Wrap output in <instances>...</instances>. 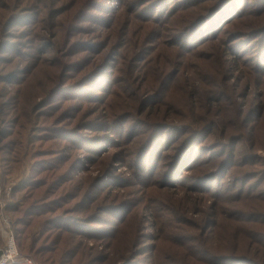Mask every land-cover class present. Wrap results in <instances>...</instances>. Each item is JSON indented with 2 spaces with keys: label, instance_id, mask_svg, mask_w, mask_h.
<instances>
[{
  "label": "rangeland",
  "instance_id": "1",
  "mask_svg": "<svg viewBox=\"0 0 264 264\" xmlns=\"http://www.w3.org/2000/svg\"><path fill=\"white\" fill-rule=\"evenodd\" d=\"M190 15L195 19L182 25ZM259 30H264V0H0V140L34 153L32 159L16 156L6 172L8 158L0 153V174L14 186L10 205L27 204L34 194L57 198L40 210L59 215L52 245L67 243L66 264H79L83 257L103 264L105 255L118 250L152 253L207 232V214L172 213L201 201L203 193L194 196L191 189L205 187L190 176L199 170L196 161L215 160L217 151L208 152L212 143L201 137L171 172V158L184 138L173 144L182 117L179 92L161 120L155 101L146 100L156 93L146 91L147 82L168 49L165 89L173 92V62L179 60L174 50L182 52L204 37L207 42L197 51L218 42L230 57L248 62L253 86L248 99L257 103L262 97L256 87L264 80ZM257 151L263 160L248 177L246 166L209 182L220 197L207 198L214 208L206 210L239 219L237 246L239 236L253 233L248 219L264 218V200H249L264 198V148ZM182 168L189 169L179 177ZM53 171L57 181L50 187L44 183ZM234 171L243 175L237 186ZM228 182L234 183L231 190ZM185 218L196 219V234ZM145 256L139 264L164 259L144 261Z\"/></svg>",
  "mask_w": 264,
  "mask_h": 264
},
{
  "label": "trees",
  "instance_id": "2",
  "mask_svg": "<svg viewBox=\"0 0 264 264\" xmlns=\"http://www.w3.org/2000/svg\"><path fill=\"white\" fill-rule=\"evenodd\" d=\"M194 19L195 15H190L182 25H187ZM261 31L264 30L258 32ZM206 42L204 37H196L192 45L182 52L174 50L179 60L173 62V66L177 68L174 73L173 92L165 89L170 66L167 57L170 51L163 49L164 56L157 66V73L149 77L147 82L146 91L156 93L146 100H154L158 108L157 118L166 120L170 98L175 99L176 92H179L182 117L181 122L175 126L173 144H178L184 138L177 148V153L171 158L169 165L172 166L171 172L187 152L198 146L197 141L201 137L207 136L212 143L206 147L208 152L217 151L215 160L196 161L199 170L190 176L192 181L199 182L205 187V191L191 189L194 196L203 193L201 201L196 202L195 207L187 204L172 213L173 216L178 213L197 216L207 214L211 217L208 230L195 235L191 241L176 243L175 247L166 246L152 253L118 250L114 254L105 255L101 260L103 264H130L131 260L139 264L141 256L144 255H146L144 261L164 256L160 264H264V218L261 214L248 219L253 233L251 237L239 236L237 246L233 235L234 230H240L239 219L234 214L222 218L219 212L213 214V211L209 213L206 210L207 207L214 208L213 205H208L207 198L220 197L218 193L213 192L210 180L222 176L227 171L246 166H249L248 177L251 167L259 160H263L257 149L264 148V80L262 79L256 87L261 92L262 99L257 103H250L248 98L253 86L248 79L251 73L248 62L238 56L230 57L229 52L218 42L207 45L203 51H197V48ZM139 101H143V96ZM143 142L144 140L134 141L132 148L137 149ZM0 153L8 158L6 164H3L5 172L13 169L11 163L16 156L22 158L29 156L30 159L34 157V153L27 154L24 148L14 147L12 140L5 139L0 140ZM238 158L254 161L250 164L239 163ZM56 169L54 167L52 170ZM188 169L182 168L179 177ZM46 170L50 172V167ZM54 171L46 175L47 183L44 184H49L50 187L57 181ZM233 173H235L233 180L237 186L243 181V175H239L238 171ZM173 184L177 186V182ZM233 184L228 182L226 190H231ZM26 187L29 189L33 186ZM19 189L29 196L22 183ZM44 196L45 193L34 194L31 202L29 196L27 204L16 202L15 205L8 207L14 217L19 247L22 248V255H31L42 261L38 263L66 264L64 261L67 259L65 256L67 243L62 247L52 245L58 236L53 235V228L60 222L59 215L52 216L51 209L40 210L43 206H50L57 198L48 197L41 200ZM249 200L262 201L264 198L261 195H253ZM195 220L184 219L186 228L193 234H196L198 228ZM28 239L30 243L27 247L25 243ZM0 243H4L1 235ZM122 261L125 262L121 263ZM79 264H94V261L83 257Z\"/></svg>",
  "mask_w": 264,
  "mask_h": 264
},
{
  "label": "built area",
  "instance_id": "3",
  "mask_svg": "<svg viewBox=\"0 0 264 264\" xmlns=\"http://www.w3.org/2000/svg\"><path fill=\"white\" fill-rule=\"evenodd\" d=\"M14 186L0 176V230L5 242L0 244V264H46L38 263L33 257L23 256L14 228V220L8 207L13 200Z\"/></svg>",
  "mask_w": 264,
  "mask_h": 264
},
{
  "label": "crops",
  "instance_id": "4",
  "mask_svg": "<svg viewBox=\"0 0 264 264\" xmlns=\"http://www.w3.org/2000/svg\"><path fill=\"white\" fill-rule=\"evenodd\" d=\"M0 235L3 237V239H4V242H5V237H4V234H3V232L0 230ZM1 245H3L4 243H0Z\"/></svg>",
  "mask_w": 264,
  "mask_h": 264
}]
</instances>
